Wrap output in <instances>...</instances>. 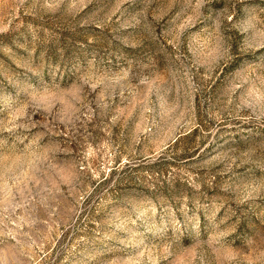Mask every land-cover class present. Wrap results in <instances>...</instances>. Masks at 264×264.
Instances as JSON below:
<instances>
[{"label":"rangeland","instance_id":"374dc122","mask_svg":"<svg viewBox=\"0 0 264 264\" xmlns=\"http://www.w3.org/2000/svg\"><path fill=\"white\" fill-rule=\"evenodd\" d=\"M0 264H264V0H0Z\"/></svg>","mask_w":264,"mask_h":264}]
</instances>
